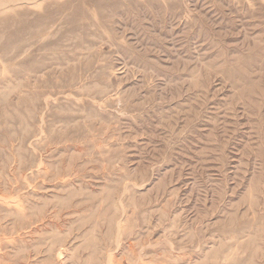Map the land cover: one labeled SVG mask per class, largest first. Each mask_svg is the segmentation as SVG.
Instances as JSON below:
<instances>
[{"label":"rangeland","instance_id":"obj_1","mask_svg":"<svg viewBox=\"0 0 264 264\" xmlns=\"http://www.w3.org/2000/svg\"><path fill=\"white\" fill-rule=\"evenodd\" d=\"M0 264H264V0H0Z\"/></svg>","mask_w":264,"mask_h":264}]
</instances>
